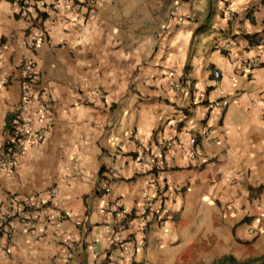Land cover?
Listing matches in <instances>:
<instances>
[{"label": "crops", "instance_id": "1", "mask_svg": "<svg viewBox=\"0 0 264 264\" xmlns=\"http://www.w3.org/2000/svg\"><path fill=\"white\" fill-rule=\"evenodd\" d=\"M23 4L0 0V147L25 95V63L37 72L27 115L44 133L24 144L16 167H0V198L58 196L36 240L18 227L0 264H122V247L110 244L120 238L132 264L264 258V0H95V16L77 23ZM224 5L234 18L219 12ZM39 29L45 38L34 47ZM253 61L258 67L244 71ZM42 90L53 105L47 120L36 101ZM194 135L200 155L190 161ZM174 137L167 167L153 169L155 149L139 146ZM154 179L176 191L166 203L171 220L155 206L140 248L141 220L103 209H141Z\"/></svg>", "mask_w": 264, "mask_h": 264}, {"label": "built area", "instance_id": "2", "mask_svg": "<svg viewBox=\"0 0 264 264\" xmlns=\"http://www.w3.org/2000/svg\"><path fill=\"white\" fill-rule=\"evenodd\" d=\"M23 11L34 9L40 3L41 8L36 9L39 14L46 17L59 16L65 20L70 19L72 22L87 21L93 18L96 14L95 0H22ZM220 13H224L231 18L235 17L234 12L229 6L224 5L218 8ZM39 15V16H40ZM38 18L39 24L43 23L44 18ZM40 26V25H39ZM45 38L43 29H39L32 39V44H35ZM258 67V63L253 61L247 63L243 70L252 72ZM21 73L25 79V88L23 99L14 113V118L11 121V128L8 131L10 138L0 147V167L14 168L18 164L19 157L23 153L24 144L33 139L42 141L44 131L41 130L39 137L36 135L32 120L29 118L28 111L30 109V102L32 99L31 92L34 87V80L37 72L34 63H25L21 67ZM219 78L220 74L216 73ZM184 83L182 81L174 83L173 87L176 91H180ZM37 104L43 112L44 118L47 120L52 111V102L48 97L46 90H42L36 98ZM207 107L212 110L215 108L214 104H208ZM177 137L172 139H163L157 145H147L146 147L139 146L140 150L150 152L155 149V170H162L167 167V162L164 157L165 151L174 147L177 143ZM124 145H120L118 151L114 155V163L108 170V176L113 179L119 176L118 160L121 156V151ZM200 155L198 137L191 136L187 156L190 161H196ZM154 156V155H153ZM105 192L107 194L112 192V187H107ZM144 204L141 209L129 210L127 207H112L110 209H103V212L109 216L123 215L126 217L138 218L141 220V238L137 245L142 248L148 238L149 232L153 225L155 218L154 207L159 205L161 217L163 222H168L171 219V208L166 203L170 202L176 195L174 188L159 179L150 181L147 187L143 190ZM58 192L55 189L50 190L48 198L44 199L38 195L22 197L16 194H9L5 199L0 198V252H5L15 244V237L18 227H21L23 232L30 235L32 240H36V229L40 221L41 214L47 209L56 207ZM71 217L69 212L62 213ZM54 215H49L48 220H54ZM74 240L67 239L66 244L71 245ZM111 245L122 247L120 251V259L122 264H132L128 243L124 238L119 240L111 239Z\"/></svg>", "mask_w": 264, "mask_h": 264}, {"label": "trees", "instance_id": "3", "mask_svg": "<svg viewBox=\"0 0 264 264\" xmlns=\"http://www.w3.org/2000/svg\"><path fill=\"white\" fill-rule=\"evenodd\" d=\"M44 16L46 17V15H44ZM13 118H14V115H9L7 118V129H8V131L11 128V121L13 120ZM248 264H264V258L249 261Z\"/></svg>", "mask_w": 264, "mask_h": 264}]
</instances>
